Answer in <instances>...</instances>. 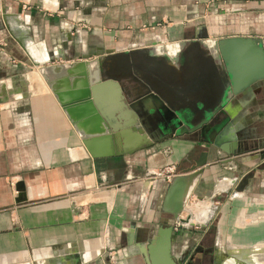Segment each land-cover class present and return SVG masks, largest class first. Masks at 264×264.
Segmentation results:
<instances>
[{
    "label": "crops",
    "instance_id": "crops-1",
    "mask_svg": "<svg viewBox=\"0 0 264 264\" xmlns=\"http://www.w3.org/2000/svg\"><path fill=\"white\" fill-rule=\"evenodd\" d=\"M215 1L0 0V264H149L148 239L158 226L175 221L161 209L168 182L154 172L167 163L193 160L201 150L205 162L183 206L206 194L212 211L201 227L209 226L216 208L217 239L227 243V250L255 247L253 254L264 261V246H255L264 245V79L254 83L256 92L245 107L235 97L226 107L231 116L239 114V133L247 134L232 154L197 130L152 131L150 138L134 127L116 128L123 119L117 114L129 110L125 99L117 105L109 92H101L99 110L91 92L93 66L87 63L107 48L196 36H264V29L254 25L243 29L245 20L231 13L237 7L264 8V0H225L233 4L228 10ZM229 15L237 18L211 20ZM78 61L85 63L82 74L76 69L65 75L43 73ZM191 71L185 69L193 78L199 74ZM208 87L207 80L202 82L200 92ZM84 88L87 96L80 99ZM87 101L103 122V132L89 131L96 122L81 106ZM68 107L75 112L73 120ZM102 111L112 114L108 121L114 130ZM243 174L250 175L237 189ZM16 183L23 185L24 200H15ZM220 251L213 253L221 260L230 255L221 257Z\"/></svg>",
    "mask_w": 264,
    "mask_h": 264
},
{
    "label": "water",
    "instance_id": "water-1",
    "mask_svg": "<svg viewBox=\"0 0 264 264\" xmlns=\"http://www.w3.org/2000/svg\"><path fill=\"white\" fill-rule=\"evenodd\" d=\"M171 58L175 61H170ZM84 64L80 62L82 73ZM87 64L93 66L91 92L99 110L101 92H109L117 105L122 104L120 99L127 103L129 110L121 109L117 114L123 119L113 125L116 128L121 124L134 127L150 138L152 131L170 135L200 129L201 137L208 143L225 154H232L247 134L239 133L235 122L239 114L231 116L226 107L234 97L240 107H245L256 92L254 83L264 79V36L234 34L210 40L196 36L163 44L152 40L126 50L98 51ZM187 68L199 74L193 72L196 76L193 78V74H186ZM185 78L193 81L187 82ZM206 80L210 89L202 93L199 87ZM87 92H82L79 98H85ZM67 101L72 99L65 103ZM223 111L227 112L226 116ZM102 116L108 121L112 114L102 111ZM109 124L113 128L111 121ZM261 151L263 156L264 149ZM204 154L201 150L190 164L172 176L164 189L161 209L173 219H182L178 213L192 178L205 162ZM249 175L243 174L237 189H241ZM15 189L18 195L15 200H24L22 183H16ZM170 236V224L156 228L155 235L145 246L149 264H178L170 254ZM140 248L143 251L144 246ZM227 253L230 254V250Z\"/></svg>",
    "mask_w": 264,
    "mask_h": 264
},
{
    "label": "rangeland",
    "instance_id": "rangeland-1",
    "mask_svg": "<svg viewBox=\"0 0 264 264\" xmlns=\"http://www.w3.org/2000/svg\"><path fill=\"white\" fill-rule=\"evenodd\" d=\"M215 2L216 3H214V4H217V6H218V8H220V10H224V9H227L228 10L230 8H233L232 7L233 4H229L228 1H225L224 0V2H222V0H216ZM218 3H221V4H218ZM260 9H262L264 11V8H258V9L246 8L245 9L243 7H240V8L237 7L236 10H234L235 12H231V13H234V14L236 13V15L238 17H240V19L245 20L246 23H242L243 24V26H242L243 29H246L247 26H245V25H248V24H250V26L254 25L257 28L264 29V12H259ZM207 11H210L211 13H216V9L214 7H208L207 8ZM237 16H233V15H229V16H218V17L217 16L216 17L214 16L211 20L215 24L218 21H220L221 23H223L224 22V18H228L227 20H230V19H233V18L234 19L237 18ZM78 62H80V61H78ZM189 161H190V159H188V161L185 160V162H180L177 165L174 164V166H175V172H177V169L179 167H181V166H183L185 164H188ZM160 168H158L157 170H159ZM216 182H214V181L211 182V186H213V184L215 185ZM219 184H218V187H219ZM192 201H190L188 204H185L182 207V209L180 210V212L178 213L179 216L182 215V216H184L185 219H187L186 217H188V219L191 222H189L188 219H187L186 222H188V223L186 225L185 224H183V225H177L176 228H173L172 227V230L175 233L174 236H173V238H174L173 242L175 244V248H174V251L173 252L175 254H178L179 253V249H180L179 246L180 245L190 244L191 242H194L197 239V236L199 235L198 229H201L202 228L201 227V223H198L197 221L195 222V219H197V216L199 214L197 212L201 208H205V211H206L207 210V207L206 206L210 207V205L208 203H206V201H207L206 194L204 196H200V198H198V200H194L195 201L194 203H191ZM209 209L210 208H208V211H209ZM216 210L217 209L215 208L214 214H213L212 218L210 219V223H209V226H208L209 227L208 231H210V234L208 235L206 241H208L209 243H211V246L214 247L213 248V251H216L217 249L220 248V250H221L220 253H221V257H222L223 255H227L228 254L227 253L228 247H227V243L224 244L222 240H218L217 239L218 236L216 237V225H215V221H216V218L218 217V210L217 211ZM186 211H187V213H186ZM188 212H190V213H188ZM162 214L165 215V212L162 213ZM187 214H188V216H186ZM174 220H176V219H174ZM176 245H179V246H176ZM255 246H256V248L257 247L263 248L264 245H255ZM223 248L224 249L226 248L225 249L226 251H223ZM229 250H230V255L229 256L223 257L222 260L219 259L220 261H222L223 264H264V261L261 262L259 256H256V254L255 255L253 254L255 252V250H256L255 247L245 248V249H240V247H238L237 249L236 248H230ZM238 251L239 252H245V253H247L249 255L251 254V256H254L253 257V260L254 261L253 262H248V263H244L245 261L244 262H241L243 260H241L240 258H238L237 256H235V254H234L235 252H238ZM247 254H246V256H247ZM216 256H218L217 253H216Z\"/></svg>",
    "mask_w": 264,
    "mask_h": 264
},
{
    "label": "flooded vegetation",
    "instance_id": "flooded-vegetation-1",
    "mask_svg": "<svg viewBox=\"0 0 264 264\" xmlns=\"http://www.w3.org/2000/svg\"><path fill=\"white\" fill-rule=\"evenodd\" d=\"M198 136H201V130L196 129ZM195 131V130H194ZM188 132V131H187ZM193 132V131H191ZM193 160L189 161V164ZM188 165V164H187ZM171 225V236H170V251H174L175 244L173 242L174 231L172 230ZM209 227L204 229H198L199 235L194 242H191L187 245H176L179 246V253L175 254L174 258L178 261V264H223L221 258H218L215 253H213V246L211 243L206 241L210 231H208ZM172 242V243H171ZM220 259V260H219Z\"/></svg>",
    "mask_w": 264,
    "mask_h": 264
},
{
    "label": "bare ground",
    "instance_id": "bare-ground-1",
    "mask_svg": "<svg viewBox=\"0 0 264 264\" xmlns=\"http://www.w3.org/2000/svg\"><path fill=\"white\" fill-rule=\"evenodd\" d=\"M78 70L81 74H82V66L80 65V63H75L71 66H51V67H48L46 69H44V72L43 73H47V74H50V75H54V74H57V73H60L61 75H65V74H68L69 72H71L72 70ZM84 86V81H83V84ZM86 88H85V93H86ZM90 101H87L85 102V104L81 103L82 105V108L84 109L85 111V115H89L91 119H95V122H96V128L92 131L89 129L90 132H103L105 130L104 128V125H103V122L101 121V119L99 118V116L97 115V113L94 111V108L90 107L89 106V103ZM69 112V115H70V118L73 120V116L71 114V112L75 113L74 110L72 109V107H68L67 108ZM90 112V113H89ZM84 114V113H83ZM77 116V115H76ZM93 117V118H92ZM118 124L115 122V125ZM84 129V130H83ZM81 130H83L82 132L85 134L87 133L88 134V129L84 128L82 125H81ZM130 135V134H129ZM134 136V135H133ZM107 137V136H106ZM105 138V137H103ZM107 139V138H105ZM102 141V140H101ZM106 143V142H105ZM107 146V145H106ZM243 168V167H242ZM212 209L210 208L209 211H208V208L207 210L205 211V208H201L199 210V215H198V218L195 219V221L199 222V223H202L203 221L205 222V219L207 218V216H209V214L211 213ZM187 220V219H186ZM189 222H191L189 219H188ZM235 256H237L238 258H240L241 262H244V263H248V262H253V256H251V254H247L245 252H235L234 253ZM247 254V256H246Z\"/></svg>",
    "mask_w": 264,
    "mask_h": 264
},
{
    "label": "built area",
    "instance_id": "built-area-1",
    "mask_svg": "<svg viewBox=\"0 0 264 264\" xmlns=\"http://www.w3.org/2000/svg\"><path fill=\"white\" fill-rule=\"evenodd\" d=\"M176 173L177 172H175L174 164L167 163V164H164L159 170L154 172V175L168 182L172 178V176ZM184 219L185 218L183 217L182 219H176L175 222L173 223V228H176L177 225H183V224L186 225L188 222H186V219L185 220Z\"/></svg>",
    "mask_w": 264,
    "mask_h": 264
}]
</instances>
